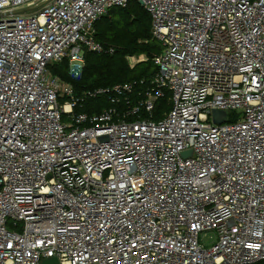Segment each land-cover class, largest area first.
<instances>
[{
    "label": "built area",
    "instance_id": "2783aa9c",
    "mask_svg": "<svg viewBox=\"0 0 264 264\" xmlns=\"http://www.w3.org/2000/svg\"><path fill=\"white\" fill-rule=\"evenodd\" d=\"M130 1L161 46L148 86L76 93L51 67L112 52L95 23ZM47 257L264 264V0H0V264Z\"/></svg>",
    "mask_w": 264,
    "mask_h": 264
},
{
    "label": "trees",
    "instance_id": "16d2710c",
    "mask_svg": "<svg viewBox=\"0 0 264 264\" xmlns=\"http://www.w3.org/2000/svg\"><path fill=\"white\" fill-rule=\"evenodd\" d=\"M150 25L149 15L135 1H130L125 7L112 8L95 23L96 40L104 47L112 48V52H85L84 66L76 81L67 76L65 62L52 66L51 71L62 80L70 82L76 93L123 82H136L135 90L144 91L156 72L152 58L161 50L160 44L150 34ZM139 55H143L146 60L130 67L127 57ZM134 96L137 97V94H132L131 98ZM106 106L107 98L99 96L86 102L82 110L98 112ZM168 109L165 95L155 102L154 118H160Z\"/></svg>",
    "mask_w": 264,
    "mask_h": 264
},
{
    "label": "water",
    "instance_id": "95a60500",
    "mask_svg": "<svg viewBox=\"0 0 264 264\" xmlns=\"http://www.w3.org/2000/svg\"><path fill=\"white\" fill-rule=\"evenodd\" d=\"M35 8L36 7H28V8L20 9V10L14 11L13 14L24 13L27 11H31ZM211 118L214 124H221L223 122L228 121V112L222 111V110H213L211 113ZM188 154L189 152H184L182 153V156L185 157ZM40 264H59V261L56 257H47V258H43Z\"/></svg>",
    "mask_w": 264,
    "mask_h": 264
},
{
    "label": "rangeland",
    "instance_id": "374dc122",
    "mask_svg": "<svg viewBox=\"0 0 264 264\" xmlns=\"http://www.w3.org/2000/svg\"><path fill=\"white\" fill-rule=\"evenodd\" d=\"M214 239H215V236L213 232H205L200 237L201 243L204 244L205 246L212 243Z\"/></svg>",
    "mask_w": 264,
    "mask_h": 264
}]
</instances>
